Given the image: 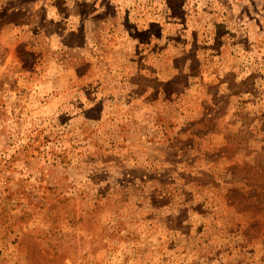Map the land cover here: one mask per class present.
Returning a JSON list of instances; mask_svg holds the SVG:
<instances>
[{
	"label": "rangeland",
	"instance_id": "1",
	"mask_svg": "<svg viewBox=\"0 0 264 264\" xmlns=\"http://www.w3.org/2000/svg\"><path fill=\"white\" fill-rule=\"evenodd\" d=\"M0 264H264V0H0Z\"/></svg>",
	"mask_w": 264,
	"mask_h": 264
}]
</instances>
